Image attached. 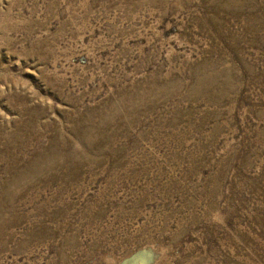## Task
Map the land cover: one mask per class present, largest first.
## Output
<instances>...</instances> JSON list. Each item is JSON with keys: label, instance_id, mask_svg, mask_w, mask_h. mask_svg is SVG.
I'll use <instances>...</instances> for the list:
<instances>
[{"label": "rangeland", "instance_id": "374dc122", "mask_svg": "<svg viewBox=\"0 0 264 264\" xmlns=\"http://www.w3.org/2000/svg\"><path fill=\"white\" fill-rule=\"evenodd\" d=\"M264 264V0H0V264Z\"/></svg>", "mask_w": 264, "mask_h": 264}, {"label": "water", "instance_id": "95a60500", "mask_svg": "<svg viewBox=\"0 0 264 264\" xmlns=\"http://www.w3.org/2000/svg\"><path fill=\"white\" fill-rule=\"evenodd\" d=\"M159 256V252L150 247L145 246L136 249L128 256L121 259L119 264H154Z\"/></svg>", "mask_w": 264, "mask_h": 264}]
</instances>
